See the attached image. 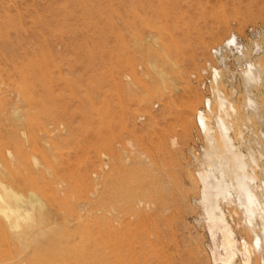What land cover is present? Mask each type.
Masks as SVG:
<instances>
[{
  "label": "rangeland",
  "instance_id": "obj_1",
  "mask_svg": "<svg viewBox=\"0 0 264 264\" xmlns=\"http://www.w3.org/2000/svg\"><path fill=\"white\" fill-rule=\"evenodd\" d=\"M234 34L259 72L249 86L243 71L215 82L214 97L219 87L237 107L233 135L243 128L263 150L264 0H0V175L50 211L31 253L0 213V264H212L199 76Z\"/></svg>",
  "mask_w": 264,
  "mask_h": 264
},
{
  "label": "bare ground",
  "instance_id": "obj_2",
  "mask_svg": "<svg viewBox=\"0 0 264 264\" xmlns=\"http://www.w3.org/2000/svg\"><path fill=\"white\" fill-rule=\"evenodd\" d=\"M236 41L237 36L234 34L228 39L227 46L235 44L239 50L244 49L243 46L236 44ZM259 48L261 47L257 49ZM258 72L259 66L255 62L247 63L243 70L246 86L256 80ZM219 77L220 71L215 69L216 83ZM215 92L217 109H214L208 100L207 113L199 110L196 114L199 129L207 141L203 158L201 160L196 158V161L200 165L197 172L200 182L199 204L202 206L209 231L212 264H237L240 256L241 264H253L254 255L261 252L263 255L264 250V181L258 183L261 176L259 174L263 171L264 149L262 150V145L260 146L258 141L245 137L242 126V129H238L237 136L233 135L234 121H236L234 119L239 115L238 109L225 97L219 87H216ZM250 94L248 93L246 99V108L255 112L257 102ZM248 119L251 123V118ZM253 141L258 148L253 146ZM0 191V213L6 219L5 225L10 228L20 243L21 251L30 249L31 253L33 248L39 250L38 238L48 230L45 228L49 223L45 212L49 214L50 211L46 210L48 208L36 195L29 194L30 196L26 199L21 193L5 186L1 175ZM223 202L241 211L244 225L253 234L250 242L247 240L240 242L236 238V232L228 220L224 205L222 206ZM50 229L54 230L52 227ZM27 253L29 252L25 255ZM80 263L77 262V264Z\"/></svg>",
  "mask_w": 264,
  "mask_h": 264
},
{
  "label": "built area",
  "instance_id": "obj_3",
  "mask_svg": "<svg viewBox=\"0 0 264 264\" xmlns=\"http://www.w3.org/2000/svg\"><path fill=\"white\" fill-rule=\"evenodd\" d=\"M248 33L251 39H255L258 31L255 29H250ZM236 44L239 46H246L244 40L238 36ZM241 51L242 49L239 50L235 44L227 46L225 41L221 45L212 49V61H208L206 63L199 76L201 77L199 80L201 89L205 93L204 104L201 107V110H203L205 113L208 111L206 100H210L212 102L214 101V88L216 84L213 76L214 68L219 69L221 74L218 79L219 85L225 80L230 81L232 84L235 80V77L238 81L240 79L243 80L242 71L245 69V63L248 59L246 57L247 53L245 52V49L244 54H242ZM230 75L231 77H229ZM196 79L198 80V77H196ZM211 106H213V104Z\"/></svg>",
  "mask_w": 264,
  "mask_h": 264
}]
</instances>
